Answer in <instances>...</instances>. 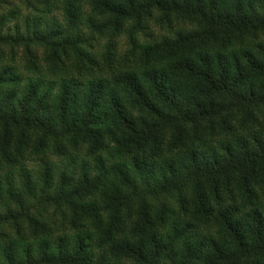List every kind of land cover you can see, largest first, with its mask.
Here are the masks:
<instances>
[{
	"label": "trees",
	"instance_id": "trees-1",
	"mask_svg": "<svg viewBox=\"0 0 264 264\" xmlns=\"http://www.w3.org/2000/svg\"><path fill=\"white\" fill-rule=\"evenodd\" d=\"M0 264H264V0H0Z\"/></svg>",
	"mask_w": 264,
	"mask_h": 264
}]
</instances>
